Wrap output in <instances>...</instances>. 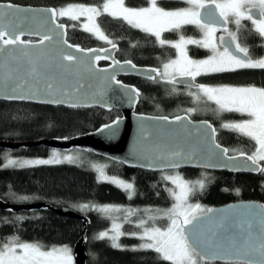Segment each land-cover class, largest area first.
Here are the masks:
<instances>
[{
  "label": "trees",
  "instance_id": "trees-1",
  "mask_svg": "<svg viewBox=\"0 0 264 264\" xmlns=\"http://www.w3.org/2000/svg\"><path fill=\"white\" fill-rule=\"evenodd\" d=\"M21 6L52 7L57 10L68 5L101 6L105 0H0ZM126 6L141 8L148 6V0H125ZM167 10L183 8L184 5L160 2ZM60 23L68 26L67 39L83 49L112 46L85 31L84 19L61 18ZM96 23L105 35L119 46L116 58L131 61L137 67L157 66L169 62L176 56L169 47L161 46L154 37L136 30L121 19L108 15L97 17ZM184 37L198 36L193 27L180 30ZM177 32L166 33L165 40H177ZM239 43L247 47L253 60L264 56V39L249 23L236 27ZM189 55L194 59L205 58L207 50L190 48ZM211 86H254L264 88V68L243 69L215 73L203 78ZM140 92L137 113L156 117H176L188 115L194 121H209L217 132V141L226 147L230 155H252L257 145L249 137L223 128L226 122H240L246 115L236 112L217 111L215 103L194 99L183 91L160 82L125 80ZM174 89V90H173ZM207 101V102H206ZM192 112V113H191ZM121 117L118 111L106 112L101 109H66L32 104L0 102V141L11 143H32L41 140H69L85 135L108 125ZM86 152L91 158L108 162L109 175L123 179L134 185V196L129 198L126 191L110 183L100 182L96 173L86 167L60 164L29 168H2L3 156L12 154L25 158H46L52 153L45 147L21 148L16 151L0 149V200L8 204L47 203L54 208H68L89 219L86 236V264H169L152 250L134 251L129 248L117 249L106 239H98L112 221L95 210H81L80 205L92 206H135L153 210H168L173 205V185L164 179V174L131 170L121 164L99 158ZM263 165V163H261ZM190 182L203 180V190L194 191L190 200L206 209L241 201H255L264 205V175L230 174L227 172H207L201 170L175 171ZM143 216V215H142ZM144 217V216H143ZM85 225L58 216L52 211H30L14 213L0 210V245L12 238L19 243H34L42 250L67 246L73 251L81 239ZM125 227L124 231L130 230ZM137 231V230H134ZM138 232V231H137ZM133 242V241H132ZM128 246L130 243L127 244Z\"/></svg>",
  "mask_w": 264,
  "mask_h": 264
},
{
  "label": "water",
  "instance_id": "water-1",
  "mask_svg": "<svg viewBox=\"0 0 264 264\" xmlns=\"http://www.w3.org/2000/svg\"><path fill=\"white\" fill-rule=\"evenodd\" d=\"M9 4L20 11L5 23L10 21L17 31H22L21 39L25 43L4 46L0 51V102L66 109L96 108L106 112L118 111L121 117L108 124L115 125L114 127L105 125L94 132L69 140L45 139L32 143L0 141L1 150L16 151L33 147L55 151L86 150L128 169L153 173L182 170L252 176L263 173L250 170L251 162L240 155H230L229 151L225 155L222 150L227 148L218 143L216 129L209 121H194L188 115L167 117L164 120L162 117L137 113L141 93L135 86L125 84L121 79L133 77L153 81L159 76L158 69L152 71L154 68L137 67L131 61H119L116 58L118 45L115 48L83 49L70 43L67 39V26L62 24L65 27L58 28L60 23L57 18L52 17V10H56L54 8L0 2V5ZM253 11L256 12L255 9ZM207 12L208 9L203 10L205 18ZM225 27L228 28V23ZM45 35H50L52 39L41 43V38ZM219 37H224L225 41L230 40L228 34L221 33L218 43ZM77 48L84 51H77ZM61 53H71L83 63L69 65L67 61L61 60ZM96 56L101 59L95 60ZM33 69L37 75L32 74ZM149 76H154L155 79H149ZM176 80V85L181 88L196 89L195 86L199 85L186 77H178ZM48 83L53 85V96H47L44 91ZM36 89H39V93L32 99L10 98ZM133 89L139 93L138 97L132 92ZM134 97L136 98L133 99ZM44 99H63L68 102H41ZM69 103L80 106L70 107ZM177 117L184 119L177 120ZM116 121L119 123L116 124ZM216 145L219 147H215ZM172 152L183 153L178 167L167 166V162L160 159L161 155ZM211 209L214 210L213 213L209 216L201 214L203 218L194 227V231L198 233H217L220 251L211 264H228L229 259L259 260V254L254 249L264 238V205L255 201H241ZM0 210L14 213L47 210L66 219L82 221L85 228L72 255L74 264H86V236L90 225L87 217L68 208H54L47 203L13 205L0 200Z\"/></svg>",
  "mask_w": 264,
  "mask_h": 264
},
{
  "label": "snow or ice",
  "instance_id": "snow-or-ice-1",
  "mask_svg": "<svg viewBox=\"0 0 264 264\" xmlns=\"http://www.w3.org/2000/svg\"><path fill=\"white\" fill-rule=\"evenodd\" d=\"M188 5L187 8L178 10H166L158 5V0H149V6L141 8H133L126 6L125 0H105L101 6H85L70 5L66 8L52 10V17H68L71 20H79L81 17L86 18L83 24L85 31L91 32L97 38L105 40L111 44L113 48L116 44L110 40L96 23V18L101 15H108L112 18L121 19L130 26L140 29L157 40L161 46L168 45L177 51L178 58L171 60L163 65V72L159 73L165 82L175 85L176 77H186L194 81L197 76L202 74L234 71L238 68H264V59L253 61L249 56L247 47L242 46L234 32H229L227 23L229 18L239 29L242 19H248L254 25L258 34L264 37V0H183ZM208 9L207 18L203 15V10ZM256 10L254 12L253 10ZM20 10L13 5H0V51L4 46H15L24 44L21 39L23 32L17 31L11 22L5 23L9 18L16 17ZM184 25H195L203 33L200 40L185 38L180 30ZM63 29L62 24L57 25ZM223 27L228 32L229 41H225L224 37H219L217 43L216 33ZM177 32L179 39L176 42L167 41L162 38L164 32ZM50 35L41 38V43L51 40ZM66 43V42H65ZM196 44L206 48L211 52L209 58L195 61L188 57L186 46ZM69 47H71L69 45ZM222 48V50H221ZM83 52V49H76ZM61 60L67 61L69 65L80 64L83 61L72 55L71 53H61ZM107 58V57H105ZM101 59L96 56L95 60ZM119 63V62H116ZM130 63V62H129ZM134 68L135 65H132ZM152 71H156L155 69ZM37 75L35 69L32 72ZM149 79H155L149 76ZM114 80L115 77L113 76ZM118 83V82H117ZM197 92L194 95L197 101L201 96L207 100L213 101L217 106V111L236 112L246 115L248 119L240 122H226L223 127L231 131H235L240 135L249 137L257 145L252 155L240 153L247 161L251 162L250 170L264 171L261 162L264 161V88L254 86L233 87L220 86L208 87L204 85H196ZM174 90V89H173ZM47 96L55 95L53 85L48 83L45 88ZM132 92L139 93L133 89ZM39 93V89L30 90L22 95L12 96L11 99H32ZM67 95V93H65ZM134 97L133 99H135ZM43 103H66L63 99H44ZM70 107L80 106L78 104L69 103ZM161 119L167 120V117ZM184 117H177L182 120ZM116 124L119 121L115 122ZM108 125L106 127H114ZM213 133L215 130H212ZM215 147H219L216 145ZM227 154V149L222 150ZM183 157L182 152H172L167 155H161L160 159L167 162V166L178 167V161ZM237 157H229L236 159ZM64 160L72 162L75 157L65 155ZM60 153L53 152L52 158L48 160L34 161H14L8 160L6 166H31L34 164H53L60 163ZM99 173L101 180L114 183L124 191L129 193V198L134 194V185L126 183L115 177H108L104 172V166H94ZM165 179L171 180L177 186L179 192L172 191L176 203L164 215L169 223L166 228L156 226H145L147 221L141 220L137 227L142 229L140 233H124L121 231V225L113 223L110 235L109 232H102L98 239L108 238L112 241V246L120 248L119 238L124 235H132L144 240L140 248L144 250H152L159 254L160 258L169 264H211V261L217 258L220 246L217 240V233L211 235L198 233L194 231L195 224L199 222L203 216H209L213 213V209H204L201 205H192L188 203L189 196L197 189L203 190L205 183L203 180L192 184L184 181L179 176H167ZM95 206L83 204L80 205L81 210H92ZM95 210L110 215L112 212L120 211L113 207L95 208ZM128 217L134 213L126 210ZM157 217L149 216V220H155ZM223 227V225H221ZM258 252L259 260H228V264H264V238L261 239L258 247L254 249ZM239 255V252H237ZM0 264H74L71 249L67 246L60 248H52L49 251L42 250L38 244L19 243L17 238H12L8 242L0 245Z\"/></svg>",
  "mask_w": 264,
  "mask_h": 264
},
{
  "label": "rangeland",
  "instance_id": "rangeland-1",
  "mask_svg": "<svg viewBox=\"0 0 264 264\" xmlns=\"http://www.w3.org/2000/svg\"><path fill=\"white\" fill-rule=\"evenodd\" d=\"M183 2V0H182ZM186 4V3H184ZM79 5H82V4H79ZM85 6H89V5H85ZM68 7V6H67ZM188 5L186 4L185 8H187ZM180 9H183V8H180ZM167 10V9H166ZM175 10H178V9H175ZM59 18H63V17H59ZM68 18V17H66ZM80 19H84V23H86V18L85 17H81ZM97 19V18H96ZM229 22H230V25H231V30H229V32H234L236 33V27L237 25L233 22V19L230 17L229 18ZM190 27H193L197 32H198V36H190V37H185V38H190V39H195V40H200L202 39L203 37V33L202 31L195 25H191ZM83 28V26H82ZM84 29V28H83ZM91 33V32H90ZM228 34V32H226ZM95 36V35H94ZM179 39V38H178ZM175 40L174 42L178 41ZM239 42V41H238ZM192 46H195L196 48L199 47V48H202V49H205L207 50V52L209 53V55L205 58H200V59H194L192 58L190 55H189V51L188 49ZM173 50L175 51V59L178 58L177 56V51L176 49L173 48ZM222 50V49H221ZM186 51H187V55L189 58H191L192 60H195V61H199V60H204V59H207L209 58V56L211 55V52L206 49V48H203V47H200L196 44H189L186 46ZM260 59H264V56ZM243 69H253V68H238L236 69L235 71L237 70H243ZM216 73H219V72H216ZM210 74H215V73H209V74H204L206 76L210 75ZM209 87H220V86H209ZM194 97V95H192ZM195 99V97H194ZM206 100V98L204 97H201L200 100ZM210 101V100H208ZM207 102V101H206ZM210 102H213V101H210ZM214 103V102H213ZM192 113V112H191ZM248 119V117L246 118ZM244 119V120H246ZM224 128V127H223ZM53 152H58L60 153V157H61V162L60 163H53V164H34V165H31V166H25V167H19V166H6L7 165V162L8 160H14V161H34V160H48V159H51L52 158V154ZM10 152H7V155H4L3 158H4V165L2 166V168H29V167H37V166H52V165H60V164H72V165H77V166H82V167H86L92 171H94L96 173V176L98 178V180L100 182H103V183H110V182H107V181H104V180H101L99 178V173L98 171L96 170V168L94 166H104V172L105 174L108 176V177H114V176H111L108 174L107 172V167H108V162L106 161H102V160H97V159H94V158H91L86 152H83L81 150H71V151H55V150H52V153L49 157H46V158H25V157H21V156H15V155H12V154H8ZM65 155H71L73 157H75L76 159H74L72 162H69L67 160H64L63 157ZM261 163H263V166H264V161H262ZM263 175H264V171H263ZM167 176H172V177H175V176H179L181 177L184 181H187V182H190L188 180H186L184 178V176L178 172H174L172 174H164L163 177L165 179V177ZM117 178V177H115ZM120 179V178H118ZM126 183H130V182H127L123 179H120ZM167 180L168 182H170L172 185H173V188H174V191L176 192H179V189L177 188V186L175 184H173L171 182V180H168V179H165ZM192 184H195V182H190ZM110 184H113L115 185L116 187H118L116 184L114 183H110ZM120 188V187H118ZM121 190H123L122 188H120ZM199 190V189H197ZM124 191V190H123ZM128 193V192H127ZM129 195V193H128ZM134 194L131 196L133 197ZM191 196V195H190ZM190 196L188 198V203L189 204H192V205H196L198 203H193L191 202L190 200ZM174 200V198H173ZM176 203V201L174 200L173 201V205ZM173 205L170 207V209L173 207ZM200 205V204H199ZM113 207V208H116V209H120V211H115V212H112L110 215H105L104 213L100 212V211H97L95 210V208H103V207ZM202 208L206 209L204 206L201 205ZM93 208V210H95L96 212L100 213V214H103L107 217H109L110 219H112L110 225H109V228L106 230L107 232H109V234L111 235L112 232H111V229H112V225L113 223H118L120 224L122 227H121V231H123L124 233H140L142 232V229L137 227V225H139L140 221L141 220H145L147 221L146 225L145 226H156V227H160V228H166V226L168 225L169 221L167 219V217L164 215L166 212H168L170 209L168 210H153L151 208H144V209H141L140 207H135V206H119V205H106V206H97ZM126 210H131L134 214L130 217L127 216L126 214ZM144 217H143V216ZM149 216H155L157 217L154 221L153 220H149L148 217ZM125 227H130L129 229L130 230H127V231H124V228ZM134 230H137V231H134ZM104 231V232H106ZM106 240H108L111 245H112V241L108 238H104ZM133 241V242H132ZM118 243L121 245L120 248H117V249H126V248H129L130 250H134V251H143L144 249H141L140 246L145 243L144 240H141L139 238H137L136 236H132V235H124V236H121L119 238V241ZM130 243V245L128 246L127 244ZM29 244H34V243H29ZM60 247H65V246H58V247H55V248H60ZM116 248V247H115ZM51 250V249H50ZM45 251V250H44ZM46 251H49V250H46ZM72 253V251H71ZM73 257V255H72ZM73 262H74V258H73Z\"/></svg>",
  "mask_w": 264,
  "mask_h": 264
},
{
  "label": "flooded vegetation",
  "instance_id": "flooded-vegetation-1",
  "mask_svg": "<svg viewBox=\"0 0 264 264\" xmlns=\"http://www.w3.org/2000/svg\"><path fill=\"white\" fill-rule=\"evenodd\" d=\"M163 1H165V2H170V3H176V4H181V5H184V7L183 8H185V6H186V4H184V2H182V0H158V5H159V3L160 2H163ZM148 2H149V0H148ZM78 5V4H77ZM68 6H70V5H68ZM148 6H149V3H148ZM67 7V6H66ZM66 7H64V8H66ZM52 8V7H51ZM54 9H56V8H54ZM57 10V9H56ZM60 10V9H59ZM59 10H57V11H59ZM63 18H66V17H63ZM61 18H59V17H57V20H58V22L60 23V20ZM244 22H247V23H249V25H251L252 27H253V29L255 30V28H254V25L252 24V22L250 21V20H248V19H242L241 20V24L242 23H244ZM60 24H64V23H60ZM64 25H66V24H64ZM67 26V25H66ZM191 25H184L182 28H185V27H190ZM231 25H230V22L228 23V31L229 30H231ZM136 30H138V31H141L140 29H137V28H135ZM256 31V30H255ZM67 32H68V26H67ZM141 32H143V31H141ZM257 32V31H256ZM144 33V32H143ZM166 33H171V32H164L163 34H162V38L164 39V35L166 34ZM221 33H226L224 30H219V31H217V33H216V37H217V43H218V36L221 34ZM68 34V33H67ZM227 34V33H226ZM147 35H149V34H147ZM149 36H151V35H149ZM151 37H153V36H151ZM262 37V36H261ZM155 38V37H154ZM262 39H264V37H262ZM157 41V40H156ZM168 41V40H167ZM169 41H172V42H174L175 40H169ZM165 47H169V48H171V49H173L172 47H170V46H168V45H165ZM191 48V47H190ZM189 48V49H190ZM192 48H196L195 46H192ZM197 48H199V47H197ZM189 49H188V51H189ZM199 49H201V50H205V49H202V48H199ZM249 56L251 57V55H250V52H249ZM251 59H252V57H251ZM253 60V59H252ZM253 61H255V60H253ZM122 62V61H121ZM170 62V61H169ZM166 63H168V62H164V63H161V64H158L157 66H144L145 68H154V69H158L159 70V72L160 73H162L163 72V65L164 64H166ZM253 69H257V68H253ZM235 71V70H234ZM238 71V70H237ZM227 72H229V71H227ZM219 73H221V72H219ZM210 75H212V74H210ZM179 76H177L176 78H178ZM204 77H206V75H204V74H202V75H199V76H197L196 77V79H195V81L197 82V83H199V85H204V86H210L209 84H207V83H205L204 81H203V78ZM129 79H139V80H142V81H150V82H155V81H157V82H160L161 84H166V85H169V86H171V87H174V89H176L177 91H183V92H186V93H193V94H195L196 92H197V88L196 89H193V88H181V87H179V86H177L176 84L175 85H173V84H170V83H167V82H165L164 81V79L161 77V75L159 74V76L155 79V80H153V81H151V80H146V79H141V78H133V77H128V78H122L121 79V81H125V80H129ZM126 84V83H125ZM129 85V84H128ZM141 93V92H140ZM190 95V94H189ZM140 96H141V94H140ZM201 97H203V96H201ZM205 98V97H204ZM139 100H140V97H139ZM207 100V99H206ZM103 159V158H102ZM106 160V159H105ZM114 163V162H113ZM140 171H142V170H140Z\"/></svg>",
  "mask_w": 264,
  "mask_h": 264
}]
</instances>
